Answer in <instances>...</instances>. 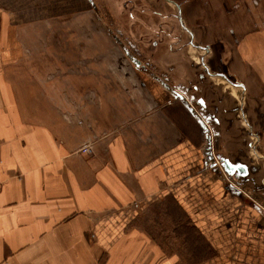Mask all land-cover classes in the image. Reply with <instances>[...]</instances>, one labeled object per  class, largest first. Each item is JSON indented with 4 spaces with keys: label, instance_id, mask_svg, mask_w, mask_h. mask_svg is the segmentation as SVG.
<instances>
[{
    "label": "crops",
    "instance_id": "obj_1",
    "mask_svg": "<svg viewBox=\"0 0 264 264\" xmlns=\"http://www.w3.org/2000/svg\"><path fill=\"white\" fill-rule=\"evenodd\" d=\"M236 1L243 136L238 115L196 117L157 83L123 76V61L116 74L100 64L117 58L74 57L80 44L67 57L63 42L26 40L47 0H0V264H264L262 215L246 192L226 187L218 164L205 165L210 146L214 157L258 168L249 179L264 173V0ZM48 45L55 58L41 53ZM170 204L199 248L181 244L176 228L147 229Z\"/></svg>",
    "mask_w": 264,
    "mask_h": 264
},
{
    "label": "flooded vegetation",
    "instance_id": "obj_2",
    "mask_svg": "<svg viewBox=\"0 0 264 264\" xmlns=\"http://www.w3.org/2000/svg\"><path fill=\"white\" fill-rule=\"evenodd\" d=\"M83 1L100 18L102 13L107 16L101 2L108 10L112 0ZM239 6L236 0H119V25L115 27L106 19V32L112 38V32L116 34L112 44L121 55L117 60L124 64L122 75L139 78L148 87L157 83L176 105L185 108L186 101L185 109L191 113L211 109L218 122L238 115L245 127L239 129L243 136L248 130L243 113L246 99L243 81L232 71L237 64L234 52L238 37L229 22ZM214 133L213 155L219 150L221 134ZM246 145L252 153L250 145ZM254 171V175L259 172L253 167L249 172ZM238 181L240 188L232 183L226 187L241 197L246 192L264 219V173Z\"/></svg>",
    "mask_w": 264,
    "mask_h": 264
},
{
    "label": "rangeland",
    "instance_id": "obj_3",
    "mask_svg": "<svg viewBox=\"0 0 264 264\" xmlns=\"http://www.w3.org/2000/svg\"><path fill=\"white\" fill-rule=\"evenodd\" d=\"M101 5L103 9L102 11H105L109 19L103 13L99 14L100 18L95 16L83 0H47V17H43L44 14H42L41 19L37 17L33 21L32 25L29 27L30 29L26 32V40L50 44L63 42L65 48H68L65 50V52H68L67 57L73 55V51L70 49L72 46L70 45L80 44V54L74 57L79 56L80 58H84L90 56L96 57L97 59H120V52L116 50L115 46L112 44L116 34L112 32V35H114L112 38V36L106 32V29L108 30V26L106 27V25H108L106 19L109 22L112 21L113 26L115 27H118L119 25V0H112L109 3V6L112 7L110 8L108 6V10L107 7L103 6V2H101ZM22 37L25 40L24 33H22ZM47 47V50H44L41 53L46 54L47 57L55 58L57 52L53 50V46L48 45ZM113 54L115 55L113 56ZM100 64H106L104 65V68L109 66L113 74L120 73L122 68L121 61L120 67L118 61H104V63ZM196 110L199 111L198 109ZM230 183L234 184L232 181L228 184ZM168 213L170 217L167 215L166 209L159 210L158 214L156 213V218H159V220L153 221L155 225L158 223L155 226L156 229L147 226L149 232L152 235H164L165 233H171L173 228H176V234L180 235L179 238L181 240H179V242H181V244L189 243L192 248L195 245L199 248L202 244L196 243L193 236L194 233L181 223L184 218L183 212L179 210L178 207L173 208L170 204ZM167 218H169V221ZM163 223L165 224L163 225ZM167 223L169 225H167ZM182 235L185 236L186 239H184ZM176 244L178 245V243ZM210 251L211 249L207 250L208 255H210ZM214 259L210 262L214 263Z\"/></svg>",
    "mask_w": 264,
    "mask_h": 264
},
{
    "label": "water",
    "instance_id": "obj_4",
    "mask_svg": "<svg viewBox=\"0 0 264 264\" xmlns=\"http://www.w3.org/2000/svg\"><path fill=\"white\" fill-rule=\"evenodd\" d=\"M184 103H186V106H187V102L184 101ZM196 114L197 115H195V114L194 115L196 117L200 118V116H201L200 112L196 110ZM203 126L205 128V125H203ZM248 134L253 139L252 141L250 140V142H249L251 150H252V154L258 158V157H260L259 152H258V147L256 146V144L258 143V136L256 134L254 135V134L249 133V131H248ZM208 144H209V140H208ZM217 164L222 169L224 175L226 176V180L228 181V183L230 181H232L234 183L233 185L237 186L238 188H240V186H242V184L238 180H242L244 178L249 179V176L254 175V173H255V171H254L252 174H250L249 168L247 167V165H244L243 163H240L237 161L232 162V161H228L225 159H221V158L212 156L211 149L209 146V152H208V154L206 156V160H205L206 168L211 169V168L215 167ZM256 170L258 171V168ZM234 189H235V187H234Z\"/></svg>",
    "mask_w": 264,
    "mask_h": 264
},
{
    "label": "built area",
    "instance_id": "obj_5",
    "mask_svg": "<svg viewBox=\"0 0 264 264\" xmlns=\"http://www.w3.org/2000/svg\"><path fill=\"white\" fill-rule=\"evenodd\" d=\"M80 153H89L90 152V150H89V148L88 147H84V148H82V149H80V151H79ZM75 152H73L72 154H74Z\"/></svg>",
    "mask_w": 264,
    "mask_h": 264
},
{
    "label": "trees",
    "instance_id": "obj_6",
    "mask_svg": "<svg viewBox=\"0 0 264 264\" xmlns=\"http://www.w3.org/2000/svg\"><path fill=\"white\" fill-rule=\"evenodd\" d=\"M186 227H188L189 228V230H191L194 234H195V231L193 230V228L192 227H190V226H186Z\"/></svg>",
    "mask_w": 264,
    "mask_h": 264
}]
</instances>
